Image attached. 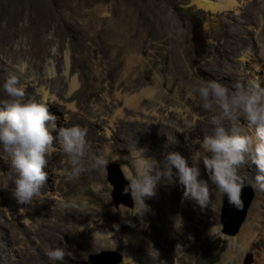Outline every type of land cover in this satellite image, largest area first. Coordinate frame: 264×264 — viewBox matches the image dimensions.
I'll use <instances>...</instances> for the list:
<instances>
[{"label": "bare ground", "instance_id": "6f19581e", "mask_svg": "<svg viewBox=\"0 0 264 264\" xmlns=\"http://www.w3.org/2000/svg\"><path fill=\"white\" fill-rule=\"evenodd\" d=\"M4 1L7 3L2 6L3 11H12L13 20H23V24L21 27L10 30L0 27V71L4 75L7 72L16 74L21 84L26 87V93L33 95L38 101L48 106L50 113L57 117L55 121L57 129L69 126L65 124V120H68L87 127L88 134L92 133L95 137L115 139L121 135V131H118L117 127H121L120 122L123 120L124 130L122 131H127V126H134V128H138L137 131H139V128L141 129L145 143L143 147L149 149L151 137L161 133L165 135L164 139L169 141L176 152L183 156L186 161L191 159L190 151L197 146L193 145L192 141L201 135L202 130L211 132L212 126L209 122L197 120L196 115L188 111L187 105L192 103L201 106L202 101L197 94L191 92V86L198 80L194 72L186 66L183 57H176L169 66L164 67L166 74L163 77L158 69L154 68L155 66H151L154 62H150L149 69H155L151 82L142 91L136 89L140 83L139 77L147 69L145 68L146 62L138 55L140 47V40L137 37L138 30L128 20L121 19V15L134 16L128 2L122 1L119 4L124 9L122 12L119 8L106 9L114 6L113 3L110 7H92L88 4H57L51 7L45 6L44 2L32 5L28 4L27 0H3L2 2ZM196 5L204 12L213 14L229 9L236 10L234 0H218L217 3L208 0H197ZM109 11L112 12L111 16H108ZM159 11L164 13V9H159ZM246 13L254 16V18L259 14L262 17L264 16V6L249 7ZM57 15L79 28L83 37L79 44L81 50L86 51L89 49L85 42L91 39L101 43L100 46H97V49L104 50L107 52L106 58H111L109 72L103 73L97 68L94 69L92 75L93 88H103V93L101 97H94L96 101L92 104L77 103V98L80 95L81 75L78 73L76 65L75 46L73 44L66 45L63 39L54 40L53 37L46 38L42 35L48 29L45 22L42 23L44 18L48 16L52 21H57ZM114 16L117 17L114 19ZM262 19L264 20V17ZM168 24L171 25L170 22ZM221 26L225 27L223 23H221ZM216 27L218 28V25ZM229 31L231 30L227 29V32ZM261 31L264 33V28ZM248 34L247 31L245 36L238 35L236 39L241 41L243 45L245 44L246 47L238 52L240 64L236 71L230 70L225 73L220 69L219 74L229 76L231 79L235 77V74L236 76H246L249 75L245 65L248 60L257 58L264 61L263 39L258 32H255L254 36L246 37ZM109 78L112 79L114 89L117 90L122 86L126 90L132 89L133 91L123 96H120V93H112L108 89L111 86L107 82ZM104 81L106 84L102 86L101 83ZM259 83L261 87H264V81H259ZM84 93L87 98L91 97L90 90ZM3 98L4 93L2 87H0V99ZM240 123L243 130L248 132L247 122L241 118ZM137 124H140V126H136ZM114 128H117V130H114ZM49 130L54 137L58 136V132L53 131L50 125ZM126 142L131 143L132 141L126 138ZM149 153L148 151L146 154ZM54 157L53 154L48 168L45 169L48 178L42 193L34 197L32 205L24 207L17 203L14 207L6 206L5 214L0 216V264H27L28 260L34 259L37 254L29 252L30 250L27 247L30 241L37 242L40 248L49 249L56 247L52 245V242L59 237L70 245L68 249L74 248L72 244H77L79 247L84 245L85 239L83 236H90L94 242L98 243L100 241H106L109 244L114 242L113 239L110 240L111 232L103 229L108 225V222L100 219L102 221L99 225L95 223L94 215L97 208L94 207V204L88 208L86 200L80 198L77 202L78 207L62 204L61 201L67 198L65 193L61 192L56 182H54L55 184L49 182L53 176L60 175V171L52 170L50 167ZM249 161L250 159L247 162ZM199 168L200 178L204 179L206 172L200 165ZM253 172H255L253 175L258 174L257 171L253 170ZM2 179L0 176V200L14 199L10 192L11 184ZM2 181L5 182V185L8 184L9 190L3 189ZM82 185V187L85 186L84 182H82ZM93 186L97 191L100 190L97 183ZM164 190L167 191V187L163 186L161 188V192ZM156 192L157 194L154 197L158 201L160 192L158 193V190ZM52 196L56 198L48 201L47 198ZM218 197H213L215 205ZM257 198L259 201H254L248 221L234 239L235 241L230 246L228 254L224 256L228 264H237L242 254L248 248L254 247L256 241L261 240L264 242V209H261L264 208L261 206L264 203V196L258 195ZM159 206L158 203L156 210L159 211V217L160 215L165 217ZM172 208L174 207L165 208L169 219L176 218V211H172ZM124 213V211L116 210L110 212V216L112 220H119ZM43 217L46 219H40ZM74 219L84 222L83 227L79 228L74 225ZM28 220H31V224L29 227L25 226L26 230L23 229L25 233L17 227V230L14 228L12 232H6V226L10 221L24 226ZM28 234L34 235V237H29ZM118 236L128 245L147 249L148 251L152 250L153 245L151 246L145 240L122 234ZM14 243L20 245L19 260H17L18 255L12 247ZM167 250L164 249L161 252L164 253ZM260 251V257L257 258L256 264H264V245L260 248ZM42 261L45 263V260ZM167 261L171 264L172 256Z\"/></svg>", "mask_w": 264, "mask_h": 264}, {"label": "rangeland", "instance_id": "374dc122", "mask_svg": "<svg viewBox=\"0 0 264 264\" xmlns=\"http://www.w3.org/2000/svg\"><path fill=\"white\" fill-rule=\"evenodd\" d=\"M2 1L3 0H0V27L7 30L21 27L23 20H13L12 11H3L2 6L6 5L7 2L4 1V3ZM122 1L129 3L134 16L128 17V15H121V19L124 21L128 20L138 30L137 37L140 40L138 55L146 62L144 63L147 70L139 77L140 83L138 88H136L138 91H142L149 85L155 69H158L162 77L165 76L166 70L164 67L169 66L176 57H183L185 59L186 66L194 72L197 80H214L230 88L238 81L246 82L255 78H259V81H264V61L257 58H252L245 63L249 75L236 76L235 74V77L231 79L229 76L218 73L220 69L225 73L230 70L236 71L239 66L238 52L246 47L241 41L236 40L238 35L245 36L248 31L249 34L246 37H251L255 35V32H258L264 41V33L261 31L264 28V20L262 19L264 16L261 17V14H259L254 18V16L246 13L249 7L258 8L264 6V0H234L235 6L237 7H234L236 9L235 11L229 9L227 11H220L218 14L204 12L196 5L197 0H27L26 2L32 5L38 3L42 4L44 2L45 6L51 7L57 4H88L92 7H110L113 3L114 6L106 9L112 10L113 8H119L123 12V7L119 5ZM208 1L213 3L218 2V0ZM159 9H164V13H160ZM109 12L108 16H111L112 12ZM116 17L117 16H114V19ZM56 20L57 21H52L48 16L44 18L42 23L45 22V26L47 25L48 29L42 35L46 38L53 37L54 40L63 39L66 45L73 44V46H75L74 55L76 58V65L78 73L81 75V88L79 89L80 95L77 98V103L92 104L96 101L94 97H101L103 93V88H93L92 75L94 69L97 68L103 73L109 72V68H111V58H106L107 52L104 50L97 49V46H100L101 43L92 41L91 39L85 42L89 49L86 51L81 50L79 44L83 37L79 28L59 15L56 16ZM169 22L171 25L168 24ZM221 23H223L226 28L221 26ZM166 25L168 26L166 27ZM216 25H218V28ZM227 29L231 31L227 32ZM194 40L196 44H194ZM150 62H154V64L151 65L155 66V69H152L153 71L149 69ZM4 78L5 75L0 71V86L4 83ZM107 82L111 85L108 89H110L112 93H120V96L129 94L133 91L132 89L126 90L122 86L117 90L114 89L111 78H109ZM105 84V81L101 83L102 86H105ZM87 90L91 91L90 98H87L84 93ZM122 106L121 104V107ZM187 106L188 111L196 115L197 120L208 123L211 116L214 115L213 112L205 110L202 105L197 106V104L191 103ZM2 107L3 106L0 105V109H2ZM122 121L120 122L121 127H117L118 131H121L119 138L101 139L95 137L92 133H89L87 136L88 143L91 145L92 149L97 153L103 152L106 155L108 159L106 171L85 172L81 174L77 180L67 181L61 175L64 167L62 163L64 157L61 153L57 152L54 153L55 157L54 160L51 161L50 167L52 170L60 171V175L53 176V178L49 180L52 184L56 182L61 192L65 193L67 198L61 201L62 204L78 207L79 205L77 202L79 198L86 200L88 208L92 207L94 204V207L97 208V212L94 215L96 220L95 223L99 225L102 221L100 219L107 221L108 225L103 229L111 232L112 236L110 240L113 239L114 242L109 244V242L100 241L98 243L94 242L90 236H83L85 239L84 245L79 247L77 244H72L74 248L68 249V255L65 256L63 261H53L49 260L45 254L49 248H40L37 242L30 241L29 244H27L28 250H30L29 252L36 253L37 256L34 259L28 260L27 264H95L96 261L98 263L100 261V263H103L107 260V257H109L108 259H111V261L115 259L116 262L114 264H159L161 260L165 261L166 264H170L167 261L170 256H172L171 264H228L224 256L228 254L230 246H232L235 241L234 239L239 235L241 229L248 221L254 201H259L257 197L258 195L264 196V191L255 187H246L250 190L252 199L247 208L243 222L233 235L226 234L225 228L222 225L221 211L224 199L218 197L216 199V205L212 200V203L204 210H201V208L191 200H186L182 203L183 189L178 182L175 186L158 185L157 190L158 193L160 192L158 194V201L155 197L146 199L145 203L149 206L150 210L142 215H139L140 208L138 205L134 206L132 198L131 206L122 203L116 204L112 198L114 188L108 181V169L111 165L118 166L125 179L127 174L134 173L130 155L132 149L129 147L130 143L126 142V138L129 139V141L135 142L137 147H143L145 145L141 129L139 128V131H137L136 129L138 128L127 126V131H122L124 130ZM136 126H140V124ZM161 126L163 127V125ZM117 128H114V130H117ZM205 131L202 130L198 138L202 139L203 132ZM164 138L165 135L161 133L152 136L151 143H149L150 148L148 149L150 153L147 155L154 156L157 160H161L165 152H176L173 145ZM198 147L199 145L193 148L195 149ZM193 148L192 150H194ZM192 150L190 151L191 155ZM188 161V166H192V160L188 159ZM199 165L204 169L202 162H200ZM253 170L258 172L256 166L250 160L243 165L240 174L247 175L250 179H254L257 174L253 175L255 173ZM8 171L9 164L7 160L0 155V176L3 178L2 180L7 182H9L7 180ZM173 171H175V169H173ZM206 176L207 174L205 173V180L208 179ZM82 182H84V187H82ZM96 183L100 186L99 191L93 186V184ZM209 184L211 186L210 181ZM163 186L167 187V191L164 190L161 192ZM2 187H5L4 181H2ZM54 198L56 197L52 196L47 198V200L52 201ZM15 202L16 201L11 198H8L7 201L0 200V216L5 214L4 210L6 206H16L17 202ZM158 203L165 217L163 215L159 217V211L156 210ZM169 206L174 207L171 210L176 211V217L179 216L182 218V228L176 229L174 227L175 219H169L165 210V208H169ZM261 206L264 207V203H262ZM116 210L124 211L125 213L119 220H112L110 212ZM40 219L46 218L43 217ZM73 221L75 223L74 225L79 228H82L84 225V222L77 221L76 219ZM30 224L31 220L25 222L24 226L10 221V223L7 224L9 228L6 226V232H12L16 227L24 231L23 229L29 227ZM114 225L118 226V230ZM119 234L147 241L151 246L153 245L152 249L159 253L158 259L154 258V253L149 254L151 251L147 249L124 243L120 236H118ZM28 236L34 237V235L31 234H28ZM65 243L66 241H63L62 238L59 237L52 242V245L63 247ZM263 245V241H256L254 247L248 248L242 254L237 264H244L248 255L251 257V262L249 264H256L257 258L260 257L261 253L260 248ZM67 246L69 247L70 245L67 244ZM12 247L18 255L17 260H19V253L21 252L20 245L18 243L15 245L14 243ZM158 247L160 248L158 249ZM166 247L169 248V250H167ZM161 249H166L167 251L162 253ZM105 252L111 255H104L103 253ZM94 255H97L99 258L97 260L92 259ZM42 260H45V263H43Z\"/></svg>", "mask_w": 264, "mask_h": 264}, {"label": "clouds", "instance_id": "9594fccd", "mask_svg": "<svg viewBox=\"0 0 264 264\" xmlns=\"http://www.w3.org/2000/svg\"><path fill=\"white\" fill-rule=\"evenodd\" d=\"M0 87L4 93L0 99L3 106L0 155L9 164L7 180L19 205L30 207L34 197L41 195L48 178L45 169L54 153L64 157L61 175L67 181L77 180L85 172L106 171L108 159L88 143L87 127L65 120L69 126L57 129V117L45 103L28 95L26 87L12 72H7ZM191 92L199 96L205 110L216 113L209 120L211 132L205 131L202 139L192 141L193 145H199L192 150V166L178 152H165L157 160L146 154L149 151L146 147H137L135 142L129 144L134 173L125 176L127 185L122 192L130 193L134 206L140 208L139 215L150 210L145 200L153 198L161 184L175 186L178 181L183 189L181 202L194 201L201 210L212 203L214 196L226 198L239 210L243 207L241 196L245 187L264 191V87L259 78L238 81L231 88L214 80H198L191 86ZM241 118L247 122L248 132L243 130ZM49 125L58 132L57 137L51 134ZM249 159L258 169L254 179L240 174ZM200 162L207 180L200 178ZM3 189L9 190L8 184ZM182 225V218L177 216L174 227L180 229ZM114 227L118 230L117 225ZM67 250L65 243L63 247L48 249L45 254L49 260L63 261ZM152 253L157 259L159 253L154 249L149 254Z\"/></svg>", "mask_w": 264, "mask_h": 264}, {"label": "water", "instance_id": "95a60500", "mask_svg": "<svg viewBox=\"0 0 264 264\" xmlns=\"http://www.w3.org/2000/svg\"><path fill=\"white\" fill-rule=\"evenodd\" d=\"M175 179V177H174ZM108 181L113 186L114 191L112 194V198L115 201L116 204L122 203L127 206L132 205L131 195L129 194H123L122 190L123 187L127 185L126 180L124 179L120 169L116 165H111L108 169ZM178 182V181H177ZM242 201H243V207L239 210H237L234 206L230 205L227 202V199L224 198V202L222 205V211H221V218H222V225L225 228V233L228 235H233L238 230L240 224L243 222L247 208L250 204V201L252 199L250 190H248L246 187L242 190ZM104 255H111L110 253H103ZM111 257V256H110ZM99 257L97 255L92 256V259H98ZM104 261L103 263H98L96 261L95 264H114L116 261L115 259L111 261V259H108ZM112 258V257H111ZM118 262V261H117ZM251 262V257L248 255L247 258L244 261V264H249Z\"/></svg>", "mask_w": 264, "mask_h": 264}, {"label": "trees", "instance_id": "16d2710c", "mask_svg": "<svg viewBox=\"0 0 264 264\" xmlns=\"http://www.w3.org/2000/svg\"><path fill=\"white\" fill-rule=\"evenodd\" d=\"M194 44H196V41L194 40Z\"/></svg>", "mask_w": 264, "mask_h": 264}]
</instances>
